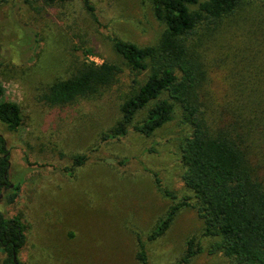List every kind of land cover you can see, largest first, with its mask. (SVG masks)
<instances>
[{
  "label": "rangeland",
  "instance_id": "rangeland-1",
  "mask_svg": "<svg viewBox=\"0 0 264 264\" xmlns=\"http://www.w3.org/2000/svg\"><path fill=\"white\" fill-rule=\"evenodd\" d=\"M91 2L97 19L83 0H0L1 99L17 103L23 114L17 131L0 123L10 156L0 211L20 217L25 226L19 259L24 264H142L137 253L143 241L149 264H173L184 255L188 240L197 237L204 250L188 264H233L220 251L209 253L218 238L202 235L204 221L191 206L178 211L163 235L147 239L172 205L191 194L180 160L181 143L191 129L177 113L151 136L131 131L101 141L121 117L120 105L130 91L129 69L113 39L151 45L165 25L156 18L152 0ZM87 59L121 64L123 81L71 105L47 104L43 95L49 85ZM222 69L208 73L216 94L226 75ZM82 153L90 159L71 176L65 168ZM15 185L18 196L11 203L6 196ZM5 257L0 250V264Z\"/></svg>",
  "mask_w": 264,
  "mask_h": 264
},
{
  "label": "trees",
  "instance_id": "trees-1",
  "mask_svg": "<svg viewBox=\"0 0 264 264\" xmlns=\"http://www.w3.org/2000/svg\"><path fill=\"white\" fill-rule=\"evenodd\" d=\"M152 2L156 18L165 25L156 43L141 46L113 39L129 69L130 91L120 105L121 117L101 141L121 139L131 131L151 136L179 113L191 129L180 146L182 178L191 194L172 205L147 239L163 235L178 211L191 206L204 221L202 235L218 238L209 253L220 251L233 264H264V0ZM83 3L97 19L91 0ZM214 67H222V75L226 74L217 94L208 79ZM124 72L116 62L87 59L70 76L51 83L43 100L51 106H67L99 96L122 82ZM4 92L0 83V123L17 131L23 123L22 110L17 103L1 99ZM142 111L145 116L137 119ZM0 139L1 196L8 185L10 156L4 138ZM89 159L88 153L77 154L65 171L73 176L75 168ZM13 188L6 196L11 203L19 185ZM163 192L177 197L168 189ZM25 242L21 218H8L0 211L3 264H24L19 253ZM203 250L201 240L192 237L173 264H188ZM137 258L149 264L143 241Z\"/></svg>",
  "mask_w": 264,
  "mask_h": 264
}]
</instances>
